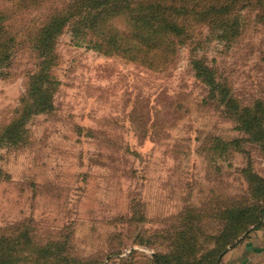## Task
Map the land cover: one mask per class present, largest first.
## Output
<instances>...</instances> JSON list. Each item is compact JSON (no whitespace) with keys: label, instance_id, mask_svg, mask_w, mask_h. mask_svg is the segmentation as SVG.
<instances>
[{"label":"rangeland","instance_id":"rangeland-1","mask_svg":"<svg viewBox=\"0 0 264 264\" xmlns=\"http://www.w3.org/2000/svg\"><path fill=\"white\" fill-rule=\"evenodd\" d=\"M72 1L0 0V38L20 39L0 74V239L19 264H110L140 253L155 264L156 255L197 264L225 243L227 206L264 201L262 8L239 2L218 25L211 15L185 18L178 43L166 40L174 52L158 61L130 43L132 15L109 20L120 33L106 42L84 23L86 34H61L42 77L25 40ZM237 15V28L233 20L218 32ZM202 64L227 94L200 75ZM237 106L256 108L261 124H244ZM15 121L17 132L4 138ZM255 225L218 264L263 226ZM24 252L30 260L18 257Z\"/></svg>","mask_w":264,"mask_h":264},{"label":"trees","instance_id":"trees-1","mask_svg":"<svg viewBox=\"0 0 264 264\" xmlns=\"http://www.w3.org/2000/svg\"><path fill=\"white\" fill-rule=\"evenodd\" d=\"M134 1L135 0H73L63 9L52 10L47 19L40 22L35 27L32 36H27L25 40V43L28 42L30 46L36 50L34 51L35 57L37 58L35 68H37V65L41 66L39 72L42 77L46 76L47 70L53 67V65H50L57 59L56 47L61 34L67 29L70 31L73 38L75 36L77 37L81 32L86 34L87 27L84 23H87L89 28L92 27V34H95L98 38L97 40L101 38L106 42L111 34L114 33V38L116 37L115 33H120L117 29H115V32L109 29V20L116 16V14L123 13L125 15L127 13L132 15L133 19L129 18L130 25L127 32V34H129L128 39L130 43L140 51H147L146 55H152L156 57L158 61L162 54L167 56V54L170 55L174 52V50L168 48L169 43H167L166 40L170 38L172 42L178 43L175 37L180 36L184 28V26L180 24V21L185 18H199L205 15H211L212 21H219L221 14L223 15L222 19L227 17L239 2L247 4L245 2L246 0H151L150 4L146 7H143V4H141V6L136 8L132 6ZM255 4L262 8L264 13V0H255ZM169 9L175 12H169ZM238 10L241 11V9ZM238 16L239 15L231 17L229 21L224 22L225 26L218 32L226 31L233 20L236 22L235 28H237L239 24H241V20H238ZM221 20L217 25L221 23ZM5 31L7 32V30ZM170 32L172 33L170 34ZM5 38H7V40L0 38V42H4V45L7 47L5 55L0 57L2 65V67H0V74L3 75L6 74L16 54V49L18 48L16 45L20 44V39H18L17 36ZM197 62L205 63L203 60H197ZM202 71L207 74V80L213 84L215 92L219 89L217 92L227 94L228 88L225 83H222L221 80L216 78L217 75H215L216 70L214 67L212 68L210 65L202 64V67L199 69L200 75H202ZM200 75L198 76L200 77ZM31 89L32 86L30 87V91ZM41 90L42 86H39L38 91ZM43 91L46 92L45 90ZM26 94L27 91L22 99H24ZM234 101L235 99L231 96L228 104H235ZM236 108L244 124L250 126H255V122H259V125L261 124L259 121L261 119L257 114L256 108H243L239 106ZM31 113L30 110L26 111L28 118L29 115H32ZM18 126H20V124L15 121L11 127L6 129L3 137L10 138L15 130L17 132ZM263 185L264 181H258L257 189H261ZM260 202L262 204L264 203V201ZM261 203L255 204V201L251 203H239L234 201L232 205L229 207L227 206L225 208V213H228V217L223 215V218L231 229L224 237H227L225 243L222 245V243L218 241L211 250V253L209 252L208 255L201 257L197 264H218L221 254L225 251L227 245L234 244L242 232H245L254 223H256L254 226L255 229L261 227L263 225L262 215L264 214V205H260ZM255 213L257 214L256 222L254 221ZM245 223L246 225H244V227L238 229L240 225ZM200 230L203 229L195 228V232ZM194 236L196 235L194 234L193 237ZM11 250L13 249H10L9 244L5 240L0 239V264H19L10 253ZM212 254H215V257L207 259L208 256L210 257ZM19 256L23 258L27 257L26 260L31 259L29 254L26 255V252H24V255L21 254L18 255V257ZM154 259L157 264H164V261H166V264H171L164 256L160 257L156 255ZM178 263L188 264L183 262Z\"/></svg>","mask_w":264,"mask_h":264},{"label":"crops","instance_id":"crops-1","mask_svg":"<svg viewBox=\"0 0 264 264\" xmlns=\"http://www.w3.org/2000/svg\"><path fill=\"white\" fill-rule=\"evenodd\" d=\"M222 264H264V225L245 239ZM112 262V261H111ZM110 264H155L153 257L140 253L132 257L122 256Z\"/></svg>","mask_w":264,"mask_h":264}]
</instances>
